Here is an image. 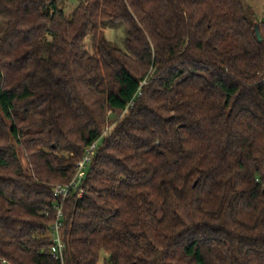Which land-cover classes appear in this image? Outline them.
Instances as JSON below:
<instances>
[{
  "label": "trees",
  "instance_id": "16d2710c",
  "mask_svg": "<svg viewBox=\"0 0 264 264\" xmlns=\"http://www.w3.org/2000/svg\"><path fill=\"white\" fill-rule=\"evenodd\" d=\"M0 18V264H61L53 188L96 141L63 264H264V18L241 0H0Z\"/></svg>",
  "mask_w": 264,
  "mask_h": 264
},
{
  "label": "built area",
  "instance_id": "2783aa9c",
  "mask_svg": "<svg viewBox=\"0 0 264 264\" xmlns=\"http://www.w3.org/2000/svg\"><path fill=\"white\" fill-rule=\"evenodd\" d=\"M97 143L98 141L86 147L81 159L76 164L71 180L66 184L56 185L53 188V194L58 198L59 201L55 206L56 216L49 232L50 253L52 256L58 258L61 264H63V253L65 248L61 234L63 216L62 203L66 200L71 190H74L81 185L94 156ZM78 197H81V192H79Z\"/></svg>",
  "mask_w": 264,
  "mask_h": 264
},
{
  "label": "rangeland",
  "instance_id": "374dc122",
  "mask_svg": "<svg viewBox=\"0 0 264 264\" xmlns=\"http://www.w3.org/2000/svg\"><path fill=\"white\" fill-rule=\"evenodd\" d=\"M241 2L244 6H250L253 9L255 17L258 20H262L264 18V0H241ZM5 25L6 21L0 18V33L4 30ZM105 36L116 46L122 47V40L124 35L120 29L109 28L105 31ZM106 256L107 255L105 253L101 252L99 254L97 264H104Z\"/></svg>",
  "mask_w": 264,
  "mask_h": 264
},
{
  "label": "water",
  "instance_id": "95a60500",
  "mask_svg": "<svg viewBox=\"0 0 264 264\" xmlns=\"http://www.w3.org/2000/svg\"><path fill=\"white\" fill-rule=\"evenodd\" d=\"M255 34L257 37V40L260 42L262 40L259 29H258V25H255Z\"/></svg>",
  "mask_w": 264,
  "mask_h": 264
}]
</instances>
